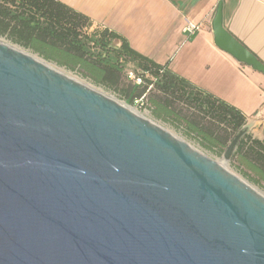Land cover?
<instances>
[{
	"label": "water",
	"instance_id": "95a60500",
	"mask_svg": "<svg viewBox=\"0 0 264 264\" xmlns=\"http://www.w3.org/2000/svg\"><path fill=\"white\" fill-rule=\"evenodd\" d=\"M213 17L214 44L264 73L223 1ZM0 264H264V196L128 104L0 43Z\"/></svg>",
	"mask_w": 264,
	"mask_h": 264
},
{
	"label": "crops",
	"instance_id": "0c3cea01",
	"mask_svg": "<svg viewBox=\"0 0 264 264\" xmlns=\"http://www.w3.org/2000/svg\"><path fill=\"white\" fill-rule=\"evenodd\" d=\"M100 25L132 50L188 87L198 88L238 109L250 120L264 108V73L239 63L214 44L213 15L224 2L228 30L264 63V0H57ZM186 19L201 24L190 36ZM117 47L116 49H119ZM115 49V48H113ZM251 135L264 139V119ZM249 173H251L249 171Z\"/></svg>",
	"mask_w": 264,
	"mask_h": 264
},
{
	"label": "trees",
	"instance_id": "16d2710c",
	"mask_svg": "<svg viewBox=\"0 0 264 264\" xmlns=\"http://www.w3.org/2000/svg\"><path fill=\"white\" fill-rule=\"evenodd\" d=\"M28 1L41 4L44 14H48L50 20L46 22L28 11L11 10L0 5V37H8L15 45L33 51L44 60L54 62L62 68L80 71L105 90L121 92L128 105L134 106L135 101L147 92V87L124 83L123 65L119 62V57L125 55L139 62L146 70L149 66L159 69V65L132 50L124 41H121L119 49L111 48L110 44L118 36L108 29L94 31L90 39H79L71 31L59 26L57 21L60 22L65 16L84 21L87 19L62 2ZM90 44L100 52L90 49ZM154 86L161 93L158 98L151 99L155 106V116L170 119L177 125L184 123L187 137L194 134L206 148L220 149V154L247 122L238 109L210 93L205 98H201L198 93H191V98L186 97L183 95V91L187 90L183 82L166 73L163 81ZM221 123L233 130V133L221 127ZM254 143L256 148L246 152L242 150L241 144L233 160L237 159L240 166L257 174L260 181H264V139L254 140Z\"/></svg>",
	"mask_w": 264,
	"mask_h": 264
},
{
	"label": "rangeland",
	"instance_id": "374dc122",
	"mask_svg": "<svg viewBox=\"0 0 264 264\" xmlns=\"http://www.w3.org/2000/svg\"><path fill=\"white\" fill-rule=\"evenodd\" d=\"M0 5L11 9V10H25L30 12V14H34L40 18H42L44 21H49L50 17L45 15L44 8H42L40 5L34 2H30L28 0H0ZM59 23V26L64 27L65 29L71 31L73 35L77 36L81 40H87L90 39L92 36L91 34L94 33V29L90 27L88 24V21L84 20H78L71 18L70 16H65L61 21H57ZM0 41L3 43H6L10 46H14L21 51H24L31 56H35L39 60L43 61L45 64H49L52 67L56 68L58 71H60L62 74L64 73L65 75L78 80L85 84L88 87H92L97 91H100L101 93H104L105 95H108L109 97L115 99L118 102L126 104L125 98L118 91H113V90H108L104 89L98 85H96L92 80H90L88 77H85L81 74L80 71H73L69 70L66 67H60L54 62L51 61H46L42 57H40L37 53L30 51L28 49H24L20 46L15 45L8 37H0ZM92 47V48H91ZM88 48V47H87ZM90 49L93 51H98V49H95L92 44L89 46ZM124 83L126 84H131L133 85L132 82H130L127 78L124 77ZM150 82L149 80L146 81V85L143 87H147L149 89ZM161 95L160 89H158L156 86H153L150 91L148 92V102H135L134 106L129 105L132 107L134 110L136 109L137 112L142 114L144 118H147L148 120L150 119L153 121L155 124L159 125L163 129H166L168 132H171L174 136L177 138H180L181 140L185 141L188 145L193 146L196 148L198 151H200L203 155L206 157L208 156L209 158L217 161L218 163H222L230 172H233L235 175H238L244 182H246L249 186H252L254 189H256L262 196H264V181H260V178L257 174L251 172L249 173V170L247 168H244L239 165V162L237 159L233 162V160L229 163L224 162L223 158V153L220 154V149L215 148H206L202 143L199 141L198 138L192 136V137H187L186 133H182L181 131L178 130L177 124H175L172 120L167 119V118H158L154 114V109L155 106L152 104L151 99L152 98H158ZM249 136H252L251 133ZM249 175L250 179L247 177Z\"/></svg>",
	"mask_w": 264,
	"mask_h": 264
},
{
	"label": "built area",
	"instance_id": "2783aa9c",
	"mask_svg": "<svg viewBox=\"0 0 264 264\" xmlns=\"http://www.w3.org/2000/svg\"><path fill=\"white\" fill-rule=\"evenodd\" d=\"M90 27L92 29H94V31H103L105 28H103L100 25H96V26H92L91 23L89 24ZM202 29V25L201 24H195L194 22H192L191 20L186 19L185 21V26L183 28V32H185L187 35L193 36L195 35L197 32H199ZM119 62L122 63L123 65V76L125 78H127L130 82L133 83V85H139V86H144L146 85V81H151L149 89H147V92L138 100H136L135 102H148V92L150 91V89L155 85V83L158 82H162L163 79L165 78V69L159 68L156 69L154 67L149 66L148 70H146L144 67H142L140 65L139 62L130 59L129 57L122 55L119 57ZM186 91H183V95H185L186 97L191 98L192 94L191 93H198L201 95V98H205V96L207 95V92H204L198 88H188L186 87ZM191 94V95H190ZM183 105L185 107H188V105H186L185 103H183ZM206 108V105L204 106V109ZM194 109V108H192ZM221 127L225 128L226 130H228L230 133H233V130H231L229 127H227L224 123L220 124ZM178 130L181 131L182 133H186V126L184 123H180L177 125ZM192 136L196 137L194 134H192ZM191 136V137H192ZM197 138V137H196ZM255 138L253 136H249L246 137L242 144V150L244 152L249 151V149L251 148H256L255 143H254ZM235 160H233L234 162Z\"/></svg>",
	"mask_w": 264,
	"mask_h": 264
},
{
	"label": "bare ground",
	"instance_id": "6f19581e",
	"mask_svg": "<svg viewBox=\"0 0 264 264\" xmlns=\"http://www.w3.org/2000/svg\"><path fill=\"white\" fill-rule=\"evenodd\" d=\"M0 43H3V42H1L0 41ZM7 43V42H6ZM6 43H3V44H6ZM8 45V44H7ZM10 46V45H9ZM11 47H13V48H15V49H17V50H19L20 51V49H18V48H16V47H14V46H11ZM35 57V56H34ZM36 58V57H35ZM36 59H38V58H36ZM39 60V59H38ZM39 61H41V60H39ZM42 63H44L43 61H41ZM45 64V63H44ZM49 65V64H48ZM49 66H51V65H49ZM52 67V66H51ZM53 69H55V70H57L56 68H54V67H52ZM58 71V70H57ZM60 72V71H59ZM104 94V93H103ZM124 104V103H123ZM131 109H132V111H134V112H136V113H138L140 116H142V117H144L142 114H140L139 112H137V110L135 109H133L132 107H131ZM147 119V118H146Z\"/></svg>",
	"mask_w": 264,
	"mask_h": 264
}]
</instances>
